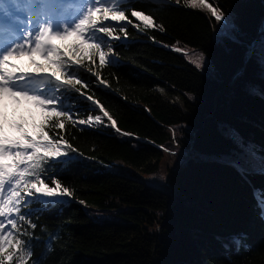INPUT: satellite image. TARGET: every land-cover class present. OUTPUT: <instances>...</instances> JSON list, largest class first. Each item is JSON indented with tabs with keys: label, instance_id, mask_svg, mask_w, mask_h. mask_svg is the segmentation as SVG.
Returning <instances> with one entry per match:
<instances>
[{
	"label": "trees",
	"instance_id": "trees-1",
	"mask_svg": "<svg viewBox=\"0 0 264 264\" xmlns=\"http://www.w3.org/2000/svg\"><path fill=\"white\" fill-rule=\"evenodd\" d=\"M218 4L233 18L231 33L218 34L219 25L208 13L183 0H136L137 10L152 15L158 27L141 32L130 25L128 39L114 42L118 64L95 69L109 88L97 87L92 77L86 90L121 131L103 118V125L69 123L49 132L62 131L83 155L59 176L73 190L70 200L32 218L37 227L29 231L40 240L33 241L31 259L46 255L43 264H264V221L253 196V188L264 190V175L252 173L245 180L223 162L240 151L227 135L230 129L264 150V97L249 90L264 91V0ZM249 45L256 52L246 60ZM173 46L201 49L209 69H197ZM31 110L38 122L39 110ZM86 115L81 111L78 118ZM149 175L164 186L149 181ZM82 200L118 219L94 218ZM48 234L58 238L46 253ZM240 235L247 247L237 250L231 237Z\"/></svg>",
	"mask_w": 264,
	"mask_h": 264
},
{
	"label": "snow or ice",
	"instance_id": "snow-or-ice-1",
	"mask_svg": "<svg viewBox=\"0 0 264 264\" xmlns=\"http://www.w3.org/2000/svg\"><path fill=\"white\" fill-rule=\"evenodd\" d=\"M135 2L0 0V264H28L29 260L30 264H43L46 255L31 259L33 241L40 240L29 231L37 227L32 218L50 206L67 203L74 194L63 186L59 176L83 154L64 138L62 131L52 135L49 132L64 130L69 123L73 127L99 126L107 118L120 133L115 119L86 90L92 88V77L96 78L97 87L103 86L105 91L109 88L95 69L118 64L114 42L128 39L130 25L141 32L158 27L152 15L137 10ZM183 4L208 13L219 25L218 34L235 30L233 18L219 6L218 0H183ZM70 38L71 43H65ZM173 50L182 53L197 69L203 67V51L197 54L177 46ZM255 52L249 45L245 59ZM22 57L28 58L27 64ZM260 60L264 65L262 32ZM249 90L264 97V91L257 92L254 87ZM24 105L39 110L38 122L31 108L21 111ZM81 111L87 113L86 118H78ZM93 112L102 115H92ZM172 132L175 140L176 130ZM227 135L240 151L224 157L223 162L245 180L252 173L264 175V155L259 154L264 150L246 143L234 130L230 129ZM253 196L259 218L264 221V190L253 188ZM57 238L48 234L46 253L53 250L52 241ZM245 240L243 235L231 237L237 250L247 247Z\"/></svg>",
	"mask_w": 264,
	"mask_h": 264
},
{
	"label": "rangeland",
	"instance_id": "rangeland-1",
	"mask_svg": "<svg viewBox=\"0 0 264 264\" xmlns=\"http://www.w3.org/2000/svg\"><path fill=\"white\" fill-rule=\"evenodd\" d=\"M263 27H264V21H263V25H262V30L264 29ZM188 50H189L190 52H191L192 50H195L197 54H198L200 51H202L201 49H198V48H189ZM36 58L39 59V57H36ZM21 59H22V61H23L24 64H27V63H28V58H27V57H22ZM16 63L19 64V63H21V61H16ZM200 69H201V70H205V71L209 69V61H208V58H207L206 55H205V62H204V65H203V67L200 68ZM147 179H148L149 181H153V183H154L155 185H157V186H160V187H163V186H164V183H163L162 179H161V178H160V179L156 178L155 175H149V176H147ZM165 182H168V179H167V180L165 179ZM82 201H84V200H82ZM84 204H85L86 206H88L89 208L92 209V216H93L94 218L98 219V220L118 219L117 216H115L114 214H112V213H110V212L99 211V210L97 209V206L94 205V204H90V203H88V202H86V201H84Z\"/></svg>",
	"mask_w": 264,
	"mask_h": 264
},
{
	"label": "water",
	"instance_id": "water-1",
	"mask_svg": "<svg viewBox=\"0 0 264 264\" xmlns=\"http://www.w3.org/2000/svg\"><path fill=\"white\" fill-rule=\"evenodd\" d=\"M264 28V27H263Z\"/></svg>",
	"mask_w": 264,
	"mask_h": 264
}]
</instances>
